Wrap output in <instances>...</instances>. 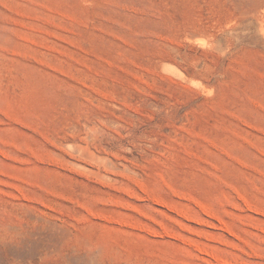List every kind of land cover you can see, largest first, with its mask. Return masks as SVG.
<instances>
[{"label":"rangeland","instance_id":"obj_1","mask_svg":"<svg viewBox=\"0 0 264 264\" xmlns=\"http://www.w3.org/2000/svg\"><path fill=\"white\" fill-rule=\"evenodd\" d=\"M0 264H264V0H0Z\"/></svg>","mask_w":264,"mask_h":264}]
</instances>
